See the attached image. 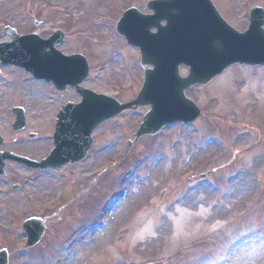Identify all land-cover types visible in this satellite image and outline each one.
<instances>
[{
	"label": "rangeland",
	"instance_id": "374dc122",
	"mask_svg": "<svg viewBox=\"0 0 264 264\" xmlns=\"http://www.w3.org/2000/svg\"><path fill=\"white\" fill-rule=\"evenodd\" d=\"M148 1L0 0V44L11 40L6 27L42 39L61 30L58 50L89 66L82 87L130 103L143 71L115 29L128 8L150 13ZM211 1L239 32L253 6L264 9V0ZM185 93L200 110L190 125L134 140L149 110L138 107L100 125L78 164L39 171L5 162L0 250L8 264H264V65H237ZM80 100L74 89L60 93L0 68V152L41 161L58 111ZM19 107L26 126L14 132ZM32 218L45 232L26 248L22 224Z\"/></svg>",
	"mask_w": 264,
	"mask_h": 264
},
{
	"label": "water",
	"instance_id": "95a60500",
	"mask_svg": "<svg viewBox=\"0 0 264 264\" xmlns=\"http://www.w3.org/2000/svg\"><path fill=\"white\" fill-rule=\"evenodd\" d=\"M147 8L153 16L141 15L135 9L125 12L117 32L141 52L144 82L136 99L129 104L79 89L88 76L84 57L62 55L56 47L63 42V33L56 31L48 40L38 35L12 36V42L0 45V66H14L30 73L36 80L51 83L59 92L68 86L81 96L78 105L68 104L57 115L53 135L54 147L40 163L10 153H0V175L4 161H14L30 169H56L80 162L92 144L91 134L103 122L137 107H150L134 135H155L173 123L190 124L199 111L184 91L206 85L224 69L234 64L264 65V11L254 7L249 14L248 30L239 34L219 17L210 0H154ZM166 26L161 27L160 22ZM157 28L156 34H150ZM151 65L153 70L146 66ZM189 68L187 77L179 75V66ZM13 131L25 128L24 112L13 110ZM34 138V137H32ZM2 140L0 139V145ZM26 247L39 243L44 226L36 219L23 224ZM6 253L0 252V264H6Z\"/></svg>",
	"mask_w": 264,
	"mask_h": 264
}]
</instances>
